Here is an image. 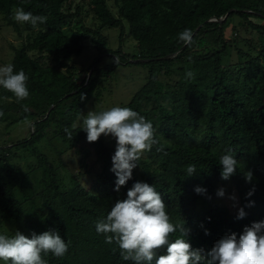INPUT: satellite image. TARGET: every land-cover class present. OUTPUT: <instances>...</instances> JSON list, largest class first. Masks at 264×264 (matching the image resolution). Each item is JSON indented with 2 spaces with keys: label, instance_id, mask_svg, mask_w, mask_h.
Wrapping results in <instances>:
<instances>
[{
  "label": "trees",
  "instance_id": "trees-1",
  "mask_svg": "<svg viewBox=\"0 0 264 264\" xmlns=\"http://www.w3.org/2000/svg\"><path fill=\"white\" fill-rule=\"evenodd\" d=\"M115 4L119 18L108 0H0L6 24L20 37L26 32L25 43L13 47L11 64L14 71L25 72L29 90V96L18 101L0 87V123L33 122L29 137L0 148V231L25 220L29 238L33 232H59L68 252L63 257L43 254L47 264H133L121 258L115 241L105 242L96 223L106 219L115 202L126 199L138 181L160 193L177 228L170 241L181 235L184 225L191 230L188 240L194 250L207 253L223 236L235 233L239 238L245 227L264 221V0H115ZM14 6L44 15L47 22L36 28L17 23L12 18ZM85 6L100 23L98 27L84 26ZM235 17L258 35L259 45L252 44L250 52L227 35ZM75 22L81 24V33L66 35L65 29ZM125 22L136 42V55L122 49ZM104 28L120 30L117 50L109 48ZM185 29L193 33L191 45L178 39ZM87 36L98 56L82 69L88 76L78 81L72 61L83 53ZM232 50L239 61L230 65H236L235 70L226 64ZM105 58L108 62L103 63ZM131 65L148 68V77L127 107L152 123L159 144L142 154L132 179L117 192L112 171L116 148L101 137L89 143L76 123L93 97L99 99L101 86L115 68ZM187 71L192 77L186 76ZM81 94L86 96L83 101ZM53 126L54 137L68 144L67 149H77L83 142L93 149L100 168L89 189L77 178L73 188L63 190L60 185L57 169L38 146ZM229 149L238 163L236 174L227 181L239 196L240 209L246 213L243 219L216 202L223 180L219 159ZM31 157L42 172L40 192L30 182L34 170L29 167L28 174L23 173L15 162ZM188 165H195L193 176H187ZM83 166L87 167L85 160ZM248 171L253 173L251 182L244 175ZM196 187L206 189V194H197ZM201 206L206 207L202 214ZM158 254H166V248Z\"/></svg>",
  "mask_w": 264,
  "mask_h": 264
},
{
  "label": "clouds",
  "instance_id": "clouds-1",
  "mask_svg": "<svg viewBox=\"0 0 264 264\" xmlns=\"http://www.w3.org/2000/svg\"><path fill=\"white\" fill-rule=\"evenodd\" d=\"M12 18L17 23L30 24L33 28L47 22L46 16L34 15L19 6L13 7ZM178 39L185 45H191L193 33L190 29H185L178 34ZM118 62V57L115 56L114 63ZM192 75L191 71L186 72L187 77ZM27 81L28 77L22 69L14 71L12 64L0 67V87L11 92L18 101L29 96ZM80 99L83 101L86 96L81 94ZM23 107L25 112L29 110L27 105ZM0 116H3V112H0ZM77 119H82L83 131L87 134L89 143L97 142L102 135L115 139L112 171L117 178V192L132 179L133 170L137 168V161L142 154L159 144L152 123L129 107L116 106L100 112L89 111L87 115ZM72 127L75 128L76 124ZM65 132L69 138L72 137L69 129L66 128ZM237 163L231 149L220 156L223 180L227 181L236 174ZM195 172V165L187 166V176H193ZM244 175L248 182L252 181L251 171ZM195 191L197 194H206L207 190L196 187ZM254 191L253 188L248 196L253 195ZM225 194L223 188L217 192V196L221 198ZM229 199L236 201L237 198L232 195ZM245 215L241 208L238 219H243ZM179 230L181 235L170 241V235L177 228L170 222L160 193L155 186L139 181L128 190L126 199L115 202L106 219H100L96 223V231L105 235V242L112 244L115 241L121 258L132 261L133 264H264V221L245 227L239 238L235 233L223 236L207 253L203 249L192 248L188 240L190 229L183 225ZM163 248H166V254L159 255ZM67 252L68 243L61 238L59 232L50 230L39 235L33 232L30 238L20 231H16L11 237L0 234V261L4 264H47L43 254L63 257Z\"/></svg>",
  "mask_w": 264,
  "mask_h": 264
},
{
  "label": "rangeland",
  "instance_id": "rangeland-1",
  "mask_svg": "<svg viewBox=\"0 0 264 264\" xmlns=\"http://www.w3.org/2000/svg\"><path fill=\"white\" fill-rule=\"evenodd\" d=\"M108 5L115 17L119 18V8L115 4V0H108ZM87 6H85L83 14V24L87 28H96L100 23L94 18L92 14H87ZM256 23L262 24L263 22L259 19H253ZM126 34L124 37L122 49L125 53L137 54L136 42L131 38L128 32V25L125 22ZM232 28L236 29L233 31ZM109 39V48L112 50H117L120 46V30L114 28H104L102 31ZM65 33L68 36L75 37L77 34L81 33V24L75 22L70 28L65 29ZM26 32L23 33V37H20L12 27H9L4 21L3 17L0 15V67L7 64H11L15 53L13 47L19 48L25 43ZM227 35L229 37H236L239 43V48L245 52H250L252 44L259 45L258 35L246 25L243 20L235 17L227 29ZM84 44V51L80 56H75L73 58L72 64L76 68L77 80L82 81L88 75L83 73L86 68H88L98 56V52L93 48L91 43V36H87ZM103 63L108 62V59H103ZM239 63L236 56V51L232 50L231 59L228 58L226 64L232 70H235V66ZM231 64H236L235 66H230ZM84 69V70H82ZM237 72V71H236ZM87 76H86V75ZM148 77V68L142 66L131 65V66H119L115 68L114 73L107 81L101 86V96L99 99L93 97L91 102L85 108L83 115H87L89 111H105L112 107H127V104L132 99V96L146 83ZM177 78V77H176ZM178 79V78H177ZM236 79L232 80L235 81ZM81 116V117H82ZM78 125L82 126V119L77 120ZM33 122L31 120L19 121L16 124H8V122L0 123V148L4 145L11 146L14 143L26 139L29 137ZM52 129L48 132L47 140L42 141L38 146L42 149L43 153L48 156L51 164L55 166L58 172V180L63 190H68L74 187L75 179H79L81 184L89 189L92 185L94 176L99 170L100 165L97 162L96 156L93 149L88 146L87 143H80L77 149H67L68 144L56 139L54 137V130ZM105 143L111 147L116 148V141L111 136H101ZM85 148V149H84ZM89 151L91 154L87 157ZM145 156V153H143ZM84 160L87 163V167L83 166ZM17 165L20 167L23 173H27L30 169L34 170L30 173V182L33 188L37 191H41L42 188L38 185L42 177V172L37 168L36 161L32 157L28 160H15ZM223 188L225 190V197H216V202L224 208L229 209L232 214H239L240 210V199L233 186L229 181L222 180L219 185V189ZM30 193V191H28ZM232 195L236 196V201L229 199ZM206 207L201 206L199 208L200 214L204 213ZM16 231H20L22 234L28 236L29 230L25 220L17 222L15 224H9L8 227L2 229L0 232L3 235L9 237L13 236ZM0 264H4L0 261Z\"/></svg>",
  "mask_w": 264,
  "mask_h": 264
}]
</instances>
